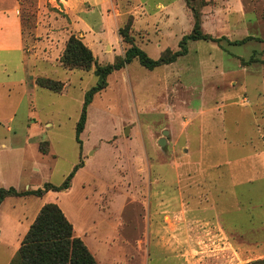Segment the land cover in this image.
I'll return each instance as SVG.
<instances>
[{
  "label": "rangeland",
  "instance_id": "374dc122",
  "mask_svg": "<svg viewBox=\"0 0 264 264\" xmlns=\"http://www.w3.org/2000/svg\"><path fill=\"white\" fill-rule=\"evenodd\" d=\"M17 1L23 41L13 31L0 39V47H9L0 53L2 116L5 101L22 105L14 122H0V139L17 140L23 151L0 149V189L24 191L60 185L79 162L74 129L97 78L59 64L69 36L81 39L68 32L62 1ZM107 3L111 22L84 43L102 66L129 47L118 35L129 16L134 44L154 60L165 49L178 50L196 18L201 32L214 38L254 39L240 46L188 41L187 54L171 67L147 70L134 59L110 74L87 107L80 138L81 160L88 164L71 190L10 197L0 205V264H7L24 228L49 202H59L76 227L86 229L83 239L98 264H171V249L179 252L178 264H264V191L253 188L249 175L236 176L245 160L250 168L257 146L264 150V0ZM55 31L66 34L63 42L51 37ZM58 50L60 67L43 62L53 63ZM250 59L255 62H241ZM32 75L66 87L61 95L38 89L23 97L16 83ZM215 138L227 157L210 154L219 150ZM38 141L49 143L48 155L40 154ZM236 184L240 191L231 192Z\"/></svg>",
  "mask_w": 264,
  "mask_h": 264
},
{
  "label": "trees",
  "instance_id": "16d2710c",
  "mask_svg": "<svg viewBox=\"0 0 264 264\" xmlns=\"http://www.w3.org/2000/svg\"><path fill=\"white\" fill-rule=\"evenodd\" d=\"M132 16L128 17L127 22L118 29L121 41L129 47L123 56H118L114 62L107 65H99L91 50L74 35H70L59 58V64L64 70H83L89 71L93 68V74L97 78V83L86 92L79 118L75 125V141L79 147V162L73 167L72 171L66 176L60 185L45 183L42 188L35 190H25L19 192L14 188L0 189V205L7 197H43L47 192H62L70 187V182L74 174L83 166L81 160L82 141L80 135L83 133L86 124L87 107L91 103L93 96L104 90L107 86V78L114 71L121 70L136 59L140 66L147 70L169 65L174 63L177 58L187 54L186 44L188 41H207L220 43L227 41L230 45H243L254 38L247 36L241 40L229 42L225 37L214 38L210 34H204L200 29V22L196 18L192 31L182 36L178 43V50L171 51L165 49L157 59H151L144 51L134 44L132 31ZM243 65L255 62L253 59L241 61ZM35 84L39 88L50 92L61 94L64 90V83L46 77H36ZM48 143L39 144V151L42 154L48 153ZM254 262L252 264H260ZM8 264H98L85 243L74 235L72 224L65 217L62 210L55 203L44 204L35 219L29 226L26 234L22 238L19 248L10 259Z\"/></svg>",
  "mask_w": 264,
  "mask_h": 264
},
{
  "label": "crops",
  "instance_id": "0c3cea01",
  "mask_svg": "<svg viewBox=\"0 0 264 264\" xmlns=\"http://www.w3.org/2000/svg\"><path fill=\"white\" fill-rule=\"evenodd\" d=\"M60 1L63 2L62 6H63V9L65 10V14L69 20V23L67 21L65 23L67 25V27L70 28V29H68V32L72 31V34H75V33L78 34V36L81 37L83 43H85L86 45H88V43H87L88 40L90 42H92V40H96V37L99 34V32H102L104 30L103 24H106V22H109V23L111 22V20L109 19L108 13L106 11V5L108 4L107 2H109L110 0H60ZM19 7H20V4L17 0H0V39L5 37L4 33H6V31L7 32L13 31L15 36L20 40V43H21V41H23L22 23H21L20 18L18 17ZM95 16H97L99 18V20H98V18H95V20H93V18ZM53 21H54V23H58V24H55L54 26H56V25L60 26L61 25V21H59V20H53ZM99 23H100V26H98ZM65 31H67V30L65 29ZM59 35L62 37V42H63V39L66 37V34L64 32L55 31V32L51 33V37H55V36L60 37ZM59 46H60V49H62L64 47V43H61ZM88 47L91 48L90 45ZM5 48H9V47H5ZM5 48L0 47V53ZM18 50L21 52H24L22 49V46L18 47ZM59 56H60V51L58 50V52H56V58L53 59V63H51L49 61L47 62L46 60H43V62L48 63L50 65L55 63V65L59 66L57 64V60H58ZM173 64L174 63H171V64L166 65V66L171 67ZM255 64H257V63H255ZM0 67H2L1 61H0ZM89 71L93 72V70H89ZM36 77L37 76L32 75L31 77L22 78L16 83L22 87L23 97H26L27 95H30V96L34 95L38 89H43V88H39L36 86V84H35ZM261 78H262V75H261ZM0 84H3V83H0ZM5 84L12 85V82H5ZM64 86L66 87L65 83H64ZM44 90H46V89H44ZM263 91H264V88H263ZM263 95H264V92H263ZM5 102L7 104L5 106H3V115L4 116H2V111H0V122L12 123L15 120L16 112L18 111V109L20 108V105H22V104H20L21 102H19V104L15 103L13 105L12 101H10V100L5 101ZM262 104H264V101L262 102ZM25 118H27V116ZM5 131H6V133H10L12 130L10 127H6ZM81 135H80V137H81ZM214 142H215V144H217V146H219V150H217L216 152H211L210 154L213 155L215 153V155H216V153H217L219 158L227 157V155H228L227 147H224L223 143L219 142L217 138L214 139ZM40 143H43V142L38 141L36 143V145H38V149H39ZM48 145H49V143H48ZM0 147H1L0 149H3L5 151L6 155H7V153L11 154L14 151H17V152L23 151L22 146L19 144V142L17 140L12 139V138L0 139ZM256 149H257L256 152H253L251 155L252 164L250 165V168L248 166V163H246L247 160H245L244 161L245 163H243V166L239 169V173L236 176L239 180H242L241 177L242 178L244 177V179H245V178H248L250 176L253 188H256V191H259V189L261 191H264V164H263V162H264V150L261 149V151H260L258 149V146ZM82 150H83V143H82ZM49 152L50 151H49V146H48V153L47 154L40 153V154L41 155H48ZM6 159L8 160L9 158L7 157ZM253 160H257L260 162L262 161V164L261 163L255 164V162ZM87 164H88V159L86 161H84L83 166L80 169H78V171L74 174L72 180L76 179L80 173H83L85 171L84 169L86 168ZM6 166L9 168V165H6ZM0 172H2V160L1 159H0ZM72 180H71L70 184L72 183ZM177 182L179 184L178 180H177ZM236 186L238 187L239 185L236 184L235 188L234 189L232 188L231 192H239L240 191V190H238L239 188H236ZM23 190L25 191L28 189H23ZM30 190H32V189H30ZM33 190H35V189H33ZM70 190H71V185L68 189L64 190L63 192H69ZM17 191L22 192V190H17ZM51 192L52 191H49L45 195H49ZM54 193H57V192H54ZM59 193L62 194V192H59ZM8 198H10V197L5 198L4 201ZM11 198H20V197H11ZM49 203H51V202H49ZM53 203H55L59 206V208L64 213L65 217L72 224L73 230H74V235L76 237H79L85 243L83 238L86 237V229L85 228H82L81 230L78 229L76 227L73 219H72L71 214L68 213L67 211H65L61 207V204L59 202H53ZM44 204H46V203H43L42 206ZM40 208H39V210H40ZM39 210H38V212H39ZM37 213H36V215H37ZM36 215H35V217H36ZM35 217H34V219H35ZM79 218H80V216L77 215V210H76V220H79ZM164 218H166V217H164ZM79 222H80V220H79ZM31 223L24 228L22 235H20L19 240L17 241V243H15V245L13 247L14 251H13L10 259L13 257V255L15 254L17 249L19 248L20 242H21L22 238L24 237V235L26 234ZM94 230H95V228L94 229L91 228L90 232H91L92 238L96 239V231H94ZM1 235H2V232L0 230V237H1ZM174 239H176V237ZM85 245H86V243H85ZM170 251H171V253H170L171 257L174 258V261H175L174 263H171V264H178V262H179L178 261V257H179L178 250L175 249V251H174L173 249H171ZM10 259H9V261H10ZM9 261L7 262V264L9 263Z\"/></svg>",
  "mask_w": 264,
  "mask_h": 264
},
{
  "label": "water",
  "instance_id": "95a60500",
  "mask_svg": "<svg viewBox=\"0 0 264 264\" xmlns=\"http://www.w3.org/2000/svg\"><path fill=\"white\" fill-rule=\"evenodd\" d=\"M168 134V132H164V135H167ZM159 144H160V146H163L164 144H165V141H164V138H161L160 140H159Z\"/></svg>",
  "mask_w": 264,
  "mask_h": 264
}]
</instances>
